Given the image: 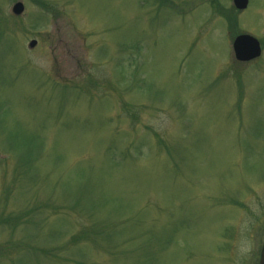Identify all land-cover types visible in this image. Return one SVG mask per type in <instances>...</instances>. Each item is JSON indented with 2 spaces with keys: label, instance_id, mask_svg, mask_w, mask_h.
Masks as SVG:
<instances>
[{
  "label": "rangeland",
  "instance_id": "rangeland-1",
  "mask_svg": "<svg viewBox=\"0 0 264 264\" xmlns=\"http://www.w3.org/2000/svg\"><path fill=\"white\" fill-rule=\"evenodd\" d=\"M243 34L258 60H235ZM263 244L264 0H0V264H259Z\"/></svg>",
  "mask_w": 264,
  "mask_h": 264
},
{
  "label": "water",
  "instance_id": "water-1",
  "mask_svg": "<svg viewBox=\"0 0 264 264\" xmlns=\"http://www.w3.org/2000/svg\"><path fill=\"white\" fill-rule=\"evenodd\" d=\"M234 4L238 9H244L247 5V0H234ZM24 12V5L22 3H17L13 7V14L16 16L22 15ZM36 42L33 41L30 44V48L36 46ZM233 50L235 58L239 62H249L254 60L261 55V48L259 42L250 36H240L238 37L233 45ZM264 264V246L260 257V263Z\"/></svg>",
  "mask_w": 264,
  "mask_h": 264
},
{
  "label": "flooded vegetation",
  "instance_id": "flooded-vegetation-1",
  "mask_svg": "<svg viewBox=\"0 0 264 264\" xmlns=\"http://www.w3.org/2000/svg\"><path fill=\"white\" fill-rule=\"evenodd\" d=\"M211 1H214V0H211ZM250 2H251V4H252V2H253V0H249V4H248V6L244 9V10H238V9H234L237 13H243V12H245V11H247L248 9H249V7H250ZM213 3V2H212ZM235 23H236V21H235Z\"/></svg>",
  "mask_w": 264,
  "mask_h": 264
}]
</instances>
